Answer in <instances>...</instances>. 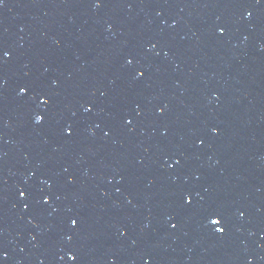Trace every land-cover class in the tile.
Listing matches in <instances>:
<instances>
[{
    "label": "water",
    "instance_id": "obj_1",
    "mask_svg": "<svg viewBox=\"0 0 264 264\" xmlns=\"http://www.w3.org/2000/svg\"><path fill=\"white\" fill-rule=\"evenodd\" d=\"M0 82V264H264V0H0Z\"/></svg>",
    "mask_w": 264,
    "mask_h": 264
},
{
    "label": "snow or ice",
    "instance_id": "obj_2",
    "mask_svg": "<svg viewBox=\"0 0 264 264\" xmlns=\"http://www.w3.org/2000/svg\"><path fill=\"white\" fill-rule=\"evenodd\" d=\"M3 55L6 57V56L8 55V53H7V52H4ZM128 62L131 63V61H128ZM0 83H2V82H0ZM25 91H26V90H25L24 87H21V88H20V92H21V93H24ZM41 103H47V100H45V99H41ZM85 111H90V109L86 108ZM35 119H36V121L39 123V122L42 121L43 117L37 115ZM65 131H68V130L66 129ZM20 195H21V196H24L25 193H24V192H21ZM44 202L47 203V198L44 199ZM185 202H186V203L189 202L187 196H185ZM214 215H215V214H214ZM210 222H211L213 225H219V224L222 223V220H221V219H217V218H212V219L210 220ZM77 223H78V221H77L76 219H71V220H70V225H71L72 227H75ZM174 226H175V225H173V227H174ZM216 230H217L218 232H223V231H224L223 228H217ZM69 258L72 259V260H75V257H74V256H70Z\"/></svg>",
    "mask_w": 264,
    "mask_h": 264
}]
</instances>
